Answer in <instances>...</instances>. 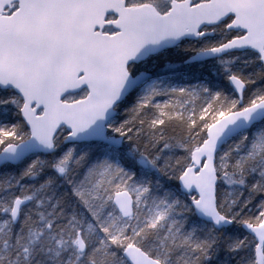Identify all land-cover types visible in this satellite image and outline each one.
Masks as SVG:
<instances>
[{
  "label": "snow or ice",
  "instance_id": "1",
  "mask_svg": "<svg viewBox=\"0 0 264 264\" xmlns=\"http://www.w3.org/2000/svg\"><path fill=\"white\" fill-rule=\"evenodd\" d=\"M0 264H264V0H0Z\"/></svg>",
  "mask_w": 264,
  "mask_h": 264
}]
</instances>
